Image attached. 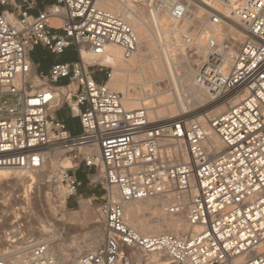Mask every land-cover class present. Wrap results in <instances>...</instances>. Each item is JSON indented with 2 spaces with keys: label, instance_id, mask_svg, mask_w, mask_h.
Instances as JSON below:
<instances>
[{
  "label": "built area",
  "instance_id": "1",
  "mask_svg": "<svg viewBox=\"0 0 264 264\" xmlns=\"http://www.w3.org/2000/svg\"><path fill=\"white\" fill-rule=\"evenodd\" d=\"M133 2L163 9L177 21L196 17L192 11L199 9L212 27L243 30L241 42L214 35L206 41L195 81L211 99L163 119L150 118L146 107L128 108L107 85L112 66L102 62L109 44L129 58L141 43L124 15L101 0H57L38 14L30 12L36 0H0L18 12L0 9V171L39 169L56 150L80 152V161L93 169L91 184L103 189L106 236L79 264H134L140 252L163 254L174 264H264V0ZM37 44L55 54L75 47L77 59L38 71L30 57ZM63 107L79 120L78 133L56 116ZM70 173L66 182L74 193L81 182ZM171 195L178 199L168 207L173 213L183 211L180 198L190 195V232L144 235L127 223L124 203ZM11 225L21 232L11 237L6 229L10 238L0 264H59L45 239L22 231L23 221L15 217ZM16 245L26 251L17 253Z\"/></svg>",
  "mask_w": 264,
  "mask_h": 264
},
{
  "label": "bare ground",
  "instance_id": "2",
  "mask_svg": "<svg viewBox=\"0 0 264 264\" xmlns=\"http://www.w3.org/2000/svg\"><path fill=\"white\" fill-rule=\"evenodd\" d=\"M101 4L106 8L119 12L130 21L140 36V45H142L144 41L147 42L145 50H142L140 45L136 50L138 55H140V69L123 70L112 68V76L107 85L114 91L122 94V100L126 107L148 108L149 116L152 119H163L176 116L190 111L196 105L202 106L206 104L211 99V96L207 91L197 85L195 79L198 66L207 54V39L211 35H214L219 40L223 37H228L235 38L236 42H241L244 38V32L238 26H210L205 20L199 18L203 13L199 9L192 11L196 17L188 16L182 21H177L170 16L169 12L163 9L145 7L141 4L134 3L133 0H101ZM185 23H188V25H185ZM180 24L183 26L181 30L179 29V26H181ZM199 27L201 28L199 29ZM192 28H194L192 30L193 32L198 29V32H196L194 36L192 35V31V33H187V30ZM183 36L189 38L190 41L187 43H184L185 41L182 42L181 37ZM112 46L120 48L117 45L109 44L107 46V52ZM193 50L195 51L190 54L189 52ZM179 51H187V54L183 55L186 57V65L179 60V57H182ZM84 56L88 57L89 55L84 53ZM106 56L107 53L102 57V62L111 65V60ZM166 83L171 84L170 89L165 87ZM149 91H153V93H149ZM162 101L163 103H161ZM224 108V106H221L212 113L215 114L220 112ZM202 119L207 120L205 117ZM208 129L210 130L209 127ZM210 133L212 139L215 141V147H220L222 143L218 135L212 130H210ZM83 148L89 150H82ZM79 149L87 154H93L94 156L99 155V151L96 148L81 146ZM61 152H63V150H56L48 153V158L41 168L46 167L49 161L52 162L51 167H53L57 159L56 155ZM186 156V152H183V157L186 158ZM71 167H73L72 164L65 167V169L68 171ZM37 170L38 169L5 168L0 171V181L3 182V184L8 183L17 186L19 182H21L20 184H24V180L27 182L32 180L30 183L32 184L35 182L34 174ZM57 189L58 193L61 192V186ZM113 195L115 198H119V191L115 189ZM176 200H178L177 197L171 195L167 197H148L129 201L124 203L125 219L132 228L144 235L160 234L164 232H172L175 234L188 233L194 228L187 214V205L190 200V195H184L180 198L184 207L183 211L180 213L170 212L168 208L169 205ZM3 206L5 207V205ZM19 209H14L18 215ZM1 212H5V209H2ZM51 212L53 213V211ZM13 216L17 217L16 214H13ZM8 219L6 215L0 216V224L7 223ZM11 226L14 227V229L10 231V233H14L11 234V237L21 232L18 226ZM165 226L166 228H163ZM6 231L7 230L2 231V234L0 231V252L7 251L6 242L10 237L7 235ZM95 236L96 237L91 242L92 246L90 248L88 246L87 248L94 249V246H97V244H100L98 247L103 244V240L106 236V228L104 227V232L101 229L97 230ZM45 240L50 244L49 239ZM99 240H101V242ZM24 243L25 242H22V244ZM22 247L23 246L16 245V252L19 254L24 253L26 249H19ZM51 253L53 254L52 251ZM136 257L140 258L142 261L141 264H174L168 257L160 253H150L146 256L144 253L140 252ZM68 258L69 256L66 253H62V261H57L59 264H67ZM75 264H79V261Z\"/></svg>",
  "mask_w": 264,
  "mask_h": 264
},
{
  "label": "rangeland",
  "instance_id": "3",
  "mask_svg": "<svg viewBox=\"0 0 264 264\" xmlns=\"http://www.w3.org/2000/svg\"><path fill=\"white\" fill-rule=\"evenodd\" d=\"M7 7H3L2 9L6 10ZM56 25H60V23ZM185 25H188V23H185ZM182 27V25L179 26V29L181 30ZM200 28L201 27H199V29ZM193 29L194 28L188 29L187 33H192ZM196 32H198V29L194 31L192 35L194 36ZM181 39L182 42L185 41L184 43L190 41L189 38H185L184 36L181 37ZM146 45L147 42L144 41L142 45H140V48L145 50ZM194 51L195 50L189 53L192 54ZM179 54L182 56L179 57V60L186 65V57L183 55H186L187 51H179ZM139 56L140 55H138L136 51L131 57L126 58L122 49L112 46L108 50L106 57L112 59L111 66L113 69L139 70ZM102 76L103 75L98 72L96 75L97 80L103 81L104 78ZM165 87L170 89L171 84L166 83ZM149 93H153V91H149ZM161 103H163V101ZM199 106L200 105H196L191 110H195ZM57 117L68 122L72 116L68 110L63 109L57 111ZM82 150L88 151L89 149L83 148ZM79 153L78 150L72 152L65 150L58 153L53 167H51L52 162L49 161L46 167L36 171L34 174L35 182L32 184H30L32 180L29 182L24 180V184H20L21 182H19L17 186L8 183H4V185L3 182L0 181V216L6 215L9 218L7 223L0 224L1 233L6 229L10 230L14 228L11 227L10 224L15 219L13 214H16V218L19 219V222H24L22 231H26L39 238L49 239L51 251L54 256L56 255L55 258L59 262L62 261V253H66L69 256L67 264H75L85 252H92V250L94 251L100 245L97 244V246H94V249H89L92 246L91 242L96 237V231L101 229L104 232L100 212V205L103 200L100 197L93 198V196L90 195V186L87 184H83L80 187L78 186L74 193H70L66 182L68 174H71L70 171L74 173V168L67 171L65 167L71 164L75 166L76 163H79V167H82ZM74 155H77L75 160H73ZM60 186L61 192L58 193L57 188ZM99 189L103 192L101 187H99ZM3 205H5V207ZM15 208H20L18 210L19 215L15 212ZM2 209H5V212H1ZM49 210L53 211V213ZM163 228H166V226ZM99 241L101 242V240ZM88 246L89 248H87ZM141 262L142 261L138 257L134 260V264H141Z\"/></svg>",
  "mask_w": 264,
  "mask_h": 264
},
{
  "label": "crops",
  "instance_id": "4",
  "mask_svg": "<svg viewBox=\"0 0 264 264\" xmlns=\"http://www.w3.org/2000/svg\"><path fill=\"white\" fill-rule=\"evenodd\" d=\"M57 0H36V6L35 8L31 9L32 14H38L40 10H42L45 6L48 4L54 3ZM3 8L0 5V9ZM7 10L10 12H13L15 14H18L17 10L13 6L7 7ZM54 24H58V21H54ZM30 57L35 63V67L38 71L48 73L51 66L54 63L57 62H68L73 61L77 59V52L75 47H68L62 54H55L52 53L47 47H45L42 44L35 45L32 50L30 51ZM112 60L111 58H109ZM67 80L62 79L60 82L65 83ZM68 110L66 107H63L60 110ZM57 116V112L55 113ZM65 124L67 129L71 133H78L81 130V126L79 124V120L77 118L71 117L70 120L67 122L64 119H61ZM93 169L87 167L82 162V167L77 168L74 170V174L76 178L81 182L79 187L83 184H87L90 186V195L93 196V198L100 197L102 195V191L99 189V187H96L91 184V177H92ZM67 201V200H66ZM67 203V202H66Z\"/></svg>",
  "mask_w": 264,
  "mask_h": 264
}]
</instances>
